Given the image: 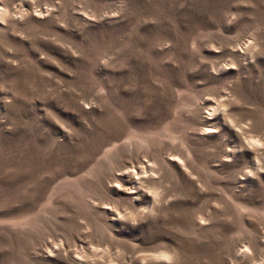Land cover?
Here are the masks:
<instances>
[{
    "label": "rangeland",
    "instance_id": "1",
    "mask_svg": "<svg viewBox=\"0 0 264 264\" xmlns=\"http://www.w3.org/2000/svg\"><path fill=\"white\" fill-rule=\"evenodd\" d=\"M0 264H264V0H0Z\"/></svg>",
    "mask_w": 264,
    "mask_h": 264
}]
</instances>
